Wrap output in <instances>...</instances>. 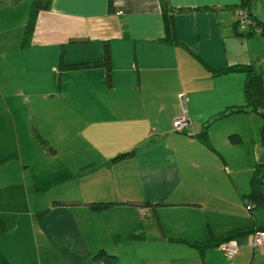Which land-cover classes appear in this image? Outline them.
Returning a JSON list of instances; mask_svg holds the SVG:
<instances>
[{"label": "crops", "instance_id": "obj_1", "mask_svg": "<svg viewBox=\"0 0 264 264\" xmlns=\"http://www.w3.org/2000/svg\"><path fill=\"white\" fill-rule=\"evenodd\" d=\"M167 2L175 41L159 0H50L22 45L30 0H0V106L17 140L0 147V159L14 154L0 163V264L9 255L12 264H104L93 258L101 247L113 264H264L253 232L233 238L232 256L216 241L264 222L260 207L249 212L251 185L231 176L228 157L245 135H258L257 119L253 111L219 116L246 104V74L216 72L250 65L264 84V34H239L240 0ZM249 9L264 23V0ZM105 49L109 82L104 67L71 68L102 60ZM184 111L189 126L176 132L172 121ZM92 202L112 204L95 210ZM140 209L152 235L144 245L107 238L141 232ZM159 233L164 240L153 239ZM168 235L153 256L151 244Z\"/></svg>", "mask_w": 264, "mask_h": 264}, {"label": "trees", "instance_id": "obj_2", "mask_svg": "<svg viewBox=\"0 0 264 264\" xmlns=\"http://www.w3.org/2000/svg\"><path fill=\"white\" fill-rule=\"evenodd\" d=\"M160 1V6L162 8V11L164 12L165 16V22H166V38L170 40H177L176 35H175V30H174V24H173V13L175 10L173 7L169 6L167 0H159ZM50 0H30V7L28 11V17L27 21L24 26V32L22 36V41L21 44L24 45L27 38L31 34L32 30L34 29L35 25V18L36 15L40 10H45L49 6ZM249 2L250 0H240V4L238 6V10L244 11L246 14V17L250 19V22L245 25V28L242 29L239 27V22L242 21V16L237 13V26L239 28V34L241 36H249V35H254V34H264V23L261 21H258L254 16L250 14V9H249ZM71 68H76L80 66L84 67H93V66H101L104 67L106 70V75H107V81H110V61H109V54L108 50L105 49L104 54H103V59L98 60L92 63H85V64H73L70 65ZM235 71H242L245 72L246 74V80L244 84V92L247 98L246 104L237 106V107H229L226 111H221L219 116L227 115L233 112H240V111H253L257 112L261 116L262 124H261V135L264 136V84L262 80V75L260 72L256 71L255 68H252L250 65L248 66H230L227 68L219 69L216 70L217 73H229V72H235ZM181 132V131H179ZM31 133L33 138L42 146L48 147V141L43 137V135L40 133V131L33 127L31 128ZM201 135H206L204 131H201ZM205 135L202 137L204 138ZM234 138V137H233ZM232 138V139H233ZM209 145V142L207 143ZM14 154H9L6 157H3L0 159V163L4 162L7 159H10ZM129 156V153H123L117 156H114L112 158L113 162L119 161L123 158H126ZM261 164V163H260ZM257 164V165H260ZM261 168H257L253 170L251 173V178H250V185L251 188L250 190L243 194V198L245 199L246 205L249 209V212L253 209H255L257 206H260L263 208L264 212V193L261 187V184L264 183V169L262 175L258 178H256V171H258ZM111 202H92L89 204V206L92 209L95 210H100L108 207L111 205ZM40 214V213H39ZM40 216V215H39ZM5 224L3 219L0 217V229L4 230ZM257 230H263L264 231V222L262 224H254L253 226L249 227L247 230H242V229H234L230 231L227 235L222 236L218 239H216L217 242L221 243L223 241H228L231 240L237 236L248 234L250 232H255ZM182 240V239H178ZM189 245L199 249L203 250L205 247L208 245H201L200 243L196 241H185ZM218 243V244H219ZM94 259H99L103 260L104 264H113L116 261V256L114 254H108L107 250L105 247H101L94 255Z\"/></svg>", "mask_w": 264, "mask_h": 264}, {"label": "rangeland", "instance_id": "obj_3", "mask_svg": "<svg viewBox=\"0 0 264 264\" xmlns=\"http://www.w3.org/2000/svg\"><path fill=\"white\" fill-rule=\"evenodd\" d=\"M1 103V102H0ZM28 110L26 109V114H28ZM253 116L255 119V123L253 124L255 131H257L258 135L255 136L253 134H247L245 135V139L243 141H241V143H239L236 146H232L231 149V153L227 154V151H225L224 154H226L229 157V165L231 168V176H234L233 178L237 180L238 183H242V182H246L250 184V178H251V173L253 172L254 169L257 168H261L258 171H256V178L258 180V178L262 175L263 173V169H264V165L262 166L260 163L261 161H264V140H262L261 137V116L259 114H257V112H252ZM249 114V115H252ZM28 118V115H26V120ZM250 118V117H249ZM258 123H257V122ZM0 126L2 127V136L0 137V147H6L9 148L11 145H17V140L16 137L14 135L13 132V128H12V124L10 121V117L9 114L3 109L2 106H0ZM20 136L23 140V132L20 131ZM252 138V139H251ZM229 148V147H228ZM36 154H32L30 152V154H27L25 156L28 157H33ZM260 164V165H257ZM113 171H117L116 168ZM104 171L101 170V173H103ZM98 176V173L96 174L95 177ZM263 193H264V183L261 184ZM60 192H64L63 187L61 186L60 188H57ZM247 192V191H246ZM59 194V193H56ZM260 207V206H257ZM2 208V206L0 205V209ZM257 208L256 210L258 212L263 213V208L261 209ZM10 215V213L8 214ZM0 217H1V213H0ZM3 220L6 222V219L3 218ZM148 221L147 217H144L142 215L139 214L138 219L134 222V227L135 229H139L141 228V232H137L135 233V235L128 230H122L120 231L119 235L115 237V235L111 236V237H107V238H113L114 242L116 240V244L118 245H144V235H146V237L152 236L150 234L147 233V227L145 226L146 223ZM15 225V221H13L12 223H9L8 221V227L10 228L9 230H12V228ZM1 231V229H0ZM14 234V233H13ZM169 235L166 238V240L163 242H157V243H153L151 245H158L155 249H152V254L153 256H156L159 254V251L162 249L161 245H166L168 244L169 241ZM106 239V238H105ZM153 239L157 240V239H163V235L162 233H159L158 238L154 237ZM105 241V240H104ZM173 245V244H171ZM99 245H93L92 246V251L94 252L95 250H97L99 247H97ZM146 248V247H143ZM158 251V252H157ZM92 252V253H93ZM259 251H255V256L259 255V253H256ZM19 257V256H18ZM5 260L11 261L15 259V257L12 256H4ZM8 261H4L3 264H12L11 262ZM94 261V260H93ZM99 264H101L100 262H97Z\"/></svg>", "mask_w": 264, "mask_h": 264}, {"label": "built area", "instance_id": "obj_4", "mask_svg": "<svg viewBox=\"0 0 264 264\" xmlns=\"http://www.w3.org/2000/svg\"><path fill=\"white\" fill-rule=\"evenodd\" d=\"M237 13L242 16V21L239 22V27L244 29L245 25L250 22V19L246 17V14L244 13V11L237 9ZM188 126H189V118L187 117V114L185 113V111L180 117H177L172 121L173 130L176 132L184 131L188 128ZM139 212L141 215H143L145 213V210L140 209ZM253 235H254L255 246H257L256 248L263 247L264 246V231L257 230L253 233ZM218 246L220 249L226 252L227 255L229 256H232L237 252V244L235 240L233 239L228 240V241H223L219 243Z\"/></svg>", "mask_w": 264, "mask_h": 264}]
</instances>
